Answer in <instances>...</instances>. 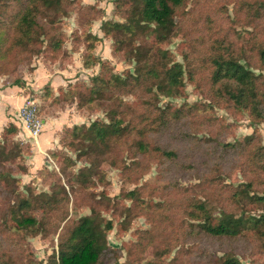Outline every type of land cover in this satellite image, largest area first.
Masks as SVG:
<instances>
[{"label": "trees", "instance_id": "1", "mask_svg": "<svg viewBox=\"0 0 264 264\" xmlns=\"http://www.w3.org/2000/svg\"><path fill=\"white\" fill-rule=\"evenodd\" d=\"M115 1L124 20H105L100 30L113 39L114 51L133 61V71L114 72L107 61L92 55L100 38L87 28L100 12L81 7L72 37L83 49L82 66L97 62L101 71L91 77L90 85L75 83L66 90L58 88L56 95H47L46 90L43 96H52L56 104L76 102L77 107L106 109L107 122L95 119L88 126L66 128L68 137H74L67 145L89 163L74 180L65 178L68 187L90 175L100 179L101 160L115 165L111 149L120 141L131 145L134 156L118 169L139 179L155 164V179L162 184L144 182L121 194L131 204L120 208L124 216L120 235L138 216L147 223L146 228L132 230L135 240L110 245L106 234L113 220L101 217L99 206L91 205L89 214L64 223L47 264H240L238 256L253 252L264 256V144L255 132L240 141H223L226 126L213 113V106H220L233 114L246 111L252 123L264 120V74L251 69L264 70V0H242L238 5L253 28L245 39L248 50L230 36L185 33L178 19L187 0ZM70 4V0H0V75L20 83V66L32 57L44 52L54 62L68 56L58 20ZM178 33L184 36L183 62L175 61L163 46ZM203 38L211 39L205 49ZM185 76L210 102L158 107V96L182 94ZM127 94L137 101H124ZM16 129L9 122L0 135V203L5 208L0 233L47 232L67 201V192L62 184H55L50 193L18 192L20 179L12 166L17 168L26 148L19 142L5 144L6 135ZM202 130L208 136L197 137ZM18 168L21 174L27 172V166ZM237 171L242 179L226 183ZM101 200L105 209L110 206L108 195L101 193ZM122 252L125 258L119 262ZM0 264L10 263L0 257Z\"/></svg>", "mask_w": 264, "mask_h": 264}, {"label": "rangeland", "instance_id": "2", "mask_svg": "<svg viewBox=\"0 0 264 264\" xmlns=\"http://www.w3.org/2000/svg\"><path fill=\"white\" fill-rule=\"evenodd\" d=\"M71 4L66 13H64L58 20V28L60 30L63 45L68 52V56L63 60H56L50 62L47 58V53H40L36 57H32L29 62L22 64L20 67V74H28L32 71V66L38 64L43 66L49 78L54 79L52 82L49 80L47 83L40 85H29L26 91L37 98V109L41 119L48 122L49 128L53 131V139L51 145L42 152L38 160L33 163H28L27 157L31 153L32 138L28 133L23 137L18 135L19 127L15 133L6 135L5 144L19 142L21 146L26 148L22 153L21 158L17 159V163L13 165V173L19 178L17 189L22 196H26L29 191L32 193H50L55 184H62L67 192V201L61 202L62 209L57 210L58 215L51 220V225L48 226L47 232L34 233L33 230L29 231H15L7 232L4 235L0 233V257H6L10 264H47L52 252L57 248L58 235L65 222L77 219L82 215L90 213V206H99L100 215L105 219L113 220L112 232L106 234V240L111 245L119 247L120 240H135L136 237L132 230L134 228H146L147 223L142 216L134 218L131 227H129L122 235L118 230L119 223L123 222L124 216L120 214L121 206H129L131 201L124 198L122 192L141 185L144 182L153 183L155 186L161 185L155 179L156 170L155 164H152L150 171L143 174L139 179L126 175L123 171L118 169L123 164L129 163V156H134L131 145L127 142L120 141L117 146L112 147L111 155L115 165L110 164L109 160L100 162L99 170L101 178L90 175L89 178L83 183L74 182L71 188L66 184L65 178L74 180L82 166H88L89 163L85 160L81 152L75 150L67 145L70 138L72 141L73 136L68 137L66 128L76 126H88L91 121L95 119H102L107 122L105 107L100 105L97 108L90 106L77 107L76 102L73 103H52L51 97L47 95L57 94V89L61 88L66 90L70 85L81 83L90 85L91 77L101 71L99 63H95L87 68L82 66V53L83 49L79 47L72 34L74 29L78 27V15L83 11V8H93L99 10L98 16L90 20L91 24L87 28L93 35H97L100 39L92 48L91 53L99 60H105L111 66L114 72H122L125 69L130 71L133 67V61L122 55L120 52L113 50V39L106 36L100 30V25L105 20L110 21H123L124 18L116 12L115 0H70ZM242 0H187L184 7L183 14L179 17V22L183 21V30L189 36L202 35L207 37L208 34L216 36H230L233 42L241 45L248 50V40H245L251 31L252 26L247 24V19L238 5ZM83 7V8H81ZM225 34V35H222ZM242 34L241 36H238ZM213 37V38H214ZM187 38V36H186ZM184 40V36L177 34L173 36L164 48L168 49L175 61L183 62L181 55L180 44ZM211 39L203 38V49ZM81 45V44H80ZM253 72L264 74V70L260 71L257 68H251ZM61 77H58L57 75ZM60 78V79H58ZM34 80V79H33ZM22 81V79H21ZM60 82V83H59ZM19 88L17 85L11 88ZM17 89L13 92L11 101H16ZM47 90V95L44 91ZM158 107L163 108L166 103H171L176 106L183 102L186 103H209L210 100L204 96V93L197 90L195 86L184 77V87L181 95L172 96H158ZM122 99L129 104H134L137 98L131 94L123 95ZM213 113L219 117L223 124L226 126L223 141L235 142L243 140L245 136L255 132L260 144H264V120L259 123H252L250 116L244 110L239 113L233 114L227 108L220 106H213ZM45 125V122L44 124ZM41 132L45 131V127ZM40 132V134H41ZM42 137H47L49 131L44 132ZM39 134V135H40ZM1 135V133H0ZM208 136L206 130L197 132V137ZM39 137V136H38ZM41 137V138H42ZM2 136H0V140ZM27 151V152H26ZM28 164L35 166L34 171L28 172ZM27 166V172L24 177L21 174L18 166ZM67 179V178H66ZM242 179L241 174L237 171L232 176L225 180L226 183H236ZM99 180V182H96ZM130 180H138L136 182ZM105 181V182H104ZM194 183L195 180H191ZM187 184L188 182H183ZM101 193L109 196L111 199L110 206L106 205V209L101 200ZM116 207V209H114ZM61 208V207H60ZM104 208V209H103ZM5 208L0 203V222L4 217ZM256 213V211H252ZM62 218V219H61ZM123 227V226H122ZM8 242L4 246V243ZM6 250V251H5ZM9 252V253H8ZM8 253V254H7ZM151 249L146 251L145 259H149ZM125 258L124 252L119 259V262ZM240 264H260L264 263V256L260 253L253 252L246 257L238 256Z\"/></svg>", "mask_w": 264, "mask_h": 264}, {"label": "crops", "instance_id": "3", "mask_svg": "<svg viewBox=\"0 0 264 264\" xmlns=\"http://www.w3.org/2000/svg\"><path fill=\"white\" fill-rule=\"evenodd\" d=\"M42 67L43 66H40L38 64L36 65V67L34 66L32 71L29 73L30 75L24 74L23 76H21L22 81H20V83H13L12 76L0 75V133L4 126H6L9 122L19 124V122L16 121L15 111L22 104L24 96L29 93L26 91L30 88L29 85H40V83L45 84L49 80H51V82L54 80L52 78H49L50 74H47V71ZM57 76L61 77L59 74ZM13 85L19 86V88L17 89H19L18 93H20V95H17L16 101L12 102L11 99L13 96V92L17 90L16 87L11 88V86ZM42 121L43 124L45 122V125H43L42 128L45 127L46 130L41 132V134L38 135L39 137H37L36 139H32L33 142H31V153L27 156L29 158L28 163H33L34 161L38 160V157H40L41 153L45 152L46 149L51 145L50 142L53 139V131L49 129L51 128V126L48 125V122H46L45 119H42ZM46 131H49V134H47V137L44 138V136L42 137V135H45L44 132ZM18 135L21 137L26 135L25 130L19 127ZM35 169V166L28 164V172L34 171ZM25 175L28 176V174H23L22 177H24Z\"/></svg>", "mask_w": 264, "mask_h": 264}, {"label": "built area", "instance_id": "4", "mask_svg": "<svg viewBox=\"0 0 264 264\" xmlns=\"http://www.w3.org/2000/svg\"><path fill=\"white\" fill-rule=\"evenodd\" d=\"M17 127H20L28 133L29 137L36 139L40 134L43 121L38 114L37 98L31 94H26L22 104L15 111Z\"/></svg>", "mask_w": 264, "mask_h": 264}]
</instances>
